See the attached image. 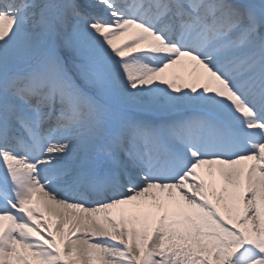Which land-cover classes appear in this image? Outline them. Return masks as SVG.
Listing matches in <instances>:
<instances>
[{"label": "snow or ice", "instance_id": "obj_1", "mask_svg": "<svg viewBox=\"0 0 264 264\" xmlns=\"http://www.w3.org/2000/svg\"><path fill=\"white\" fill-rule=\"evenodd\" d=\"M0 264H264V0H0Z\"/></svg>", "mask_w": 264, "mask_h": 264}, {"label": "bare ground", "instance_id": "obj_2", "mask_svg": "<svg viewBox=\"0 0 264 264\" xmlns=\"http://www.w3.org/2000/svg\"><path fill=\"white\" fill-rule=\"evenodd\" d=\"M173 71H177V70H172V69H170L169 72H168V76H169V78L171 77V74L173 73ZM178 82H179V81H178Z\"/></svg>", "mask_w": 264, "mask_h": 264}]
</instances>
